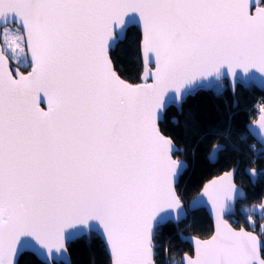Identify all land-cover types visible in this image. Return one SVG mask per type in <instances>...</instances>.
I'll return each mask as SVG.
<instances>
[{
    "label": "snow or ice",
    "instance_id": "1",
    "mask_svg": "<svg viewBox=\"0 0 264 264\" xmlns=\"http://www.w3.org/2000/svg\"><path fill=\"white\" fill-rule=\"evenodd\" d=\"M130 26L138 83L110 56ZM258 78L264 0H0V264L26 252L71 264L67 241L84 233L102 237L109 264H158V226L186 215L183 150L163 114L225 79ZM248 131L264 143V106ZM238 172L203 185L193 206H210L214 229L190 237L178 264H264V200L243 209L247 228L229 219L245 198Z\"/></svg>",
    "mask_w": 264,
    "mask_h": 264
},
{
    "label": "trees",
    "instance_id": "2",
    "mask_svg": "<svg viewBox=\"0 0 264 264\" xmlns=\"http://www.w3.org/2000/svg\"><path fill=\"white\" fill-rule=\"evenodd\" d=\"M138 37V30L130 27L128 39L110 53L118 74L133 83H138L141 72ZM260 101L264 102V91L237 85L232 97L224 82L219 94L211 89L198 91L185 99L179 112L173 107L166 109L164 125L176 147L183 150L176 155L188 164L178 179L183 203L195 196L207 180L237 165L236 182L244 190L245 198L236 203L235 214L229 219L234 226L248 227L243 209L264 200V176L257 177L252 184L244 173L247 167L259 170L264 160V152L246 131V126L254 120L253 106ZM216 144L225 145L228 151L211 163L207 154ZM253 218L259 226L262 222L259 215ZM211 232V222L203 209L191 212L177 225L166 222L158 226V264H178L184 252H191L189 245L180 240V233L206 238ZM66 246L71 264H109L104 245L94 233H87ZM19 259L20 264H43L29 252Z\"/></svg>",
    "mask_w": 264,
    "mask_h": 264
},
{
    "label": "water",
    "instance_id": "3",
    "mask_svg": "<svg viewBox=\"0 0 264 264\" xmlns=\"http://www.w3.org/2000/svg\"><path fill=\"white\" fill-rule=\"evenodd\" d=\"M8 26H12V25H8ZM130 27H135V28L138 30V32H139L138 27H136V26H130ZM139 57H140V51H139ZM140 62H141V59H140ZM140 73H141V72H140ZM138 82H140V80H139ZM224 82L226 83L227 89L229 90V92H230V94H231L232 97H233V95H234V92H235V89H236V86H237V85L241 86L242 88H246V87H248V86L250 85V86H253L254 88H256V89L259 90V91H264V80H260L259 78H258L257 80H255V81L251 82V83H248V84L237 83L236 86H235V89H233V87H232V85H231V83H230V79H225ZM206 90H210V89H200V90H198V91H206ZM198 91H197V92H198ZM195 93H196V92H195ZM193 95H194V94H193ZM193 95H188V96H193ZM188 96H187V97H188ZM187 97H186V98H187ZM186 98H185V99H186ZM185 99L181 102V104L185 101ZM181 104H180L179 107H178L176 104H171V105H169V107H173V108H175V110H176L177 112H179V111H180ZM163 115H164V114H163ZM162 119H163V117H162ZM253 121H254V120H253ZM253 121H252V122H253ZM252 122L249 123V124L246 126V131H247L248 135H249V136H250V137H251V138H252V139H253V140H254V141H255V142H256V143L262 148V149H263V150H264V143H261L260 140H259L256 136L250 134L249 131H248L249 126L252 125ZM212 148H213V147H212ZM212 148H211V150L209 151V153L207 154V159H208L209 162H211V163L215 162L214 160H212V159L209 158L210 153H211V151H212ZM182 161H183V163H184V167H183V169H182L181 174L183 173L184 170H186V168H187V166H188V164H187V162H186L185 160H182ZM234 166L237 167V165H234ZM246 169H250V168L247 167V168L244 169V173H245V174H246V171H245ZM257 171L260 172V173H264V160H263L262 167H261L259 170H257ZM218 175H219V174H218ZM246 176L248 177L249 181H250L252 184L255 183V181H256L257 178L253 181V179L250 178L247 174H246ZM214 177H215V176H214ZM212 178H213V177H212ZM212 178H210V179H212ZM210 179H209V180H210ZM209 180H207L205 183H207ZM205 183H204V184H205ZM204 184H203V185H204ZM203 185L201 186V188H200V190L198 191V193H197L195 196H193L190 200H188L187 204H184V203L182 202V204H183V206H184L185 213H186L185 216H182L179 220H177V219H175V218L168 219V220H166L165 222L161 223L159 226L165 224L166 222H170V223H172V224H174V225H177V224L180 223L181 221L186 220V218L188 217V215H189L191 212H193V211H195V210H197V209H203V210L205 211V213L207 214V216H208L210 222H211V225H212V231H213V229H214V218H213V215H212V212H211L210 206L207 205L206 203H205V204H200V205L195 206V207L193 206V201L199 198V194H200V192H201V190H202V188H203ZM237 186H238L240 189H242L239 185H237ZM242 191L244 192L243 189H242ZM244 193H245V192H244ZM243 200H244V198L238 199L236 203L241 202V201H243ZM235 206H236V204H235ZM234 214H235V207H234V210H233V213H232L231 216H233ZM86 234H87V233H84V234H82V235H79V236L76 237V238L70 239V240L67 241V243H69V242H71V241H73V240H75V239H78V238H80V237H82L83 235H86ZM94 234H95L96 236H98L99 239L101 240V242L103 243L104 248H105V251H106V254H107L108 259H109V255H108V252H107V249H106V246H105V244H104V241H103L102 237H100V236H99L98 234H96V233H94ZM190 237H193V236H190V235H184V234H182V233L179 234V238H180V240H181L182 242L187 243V244L189 245L190 249H191V248H192V244H191V240L189 239ZM29 253H31V252H29ZM31 254H32L37 260H39L40 262L43 263V261H42L41 258H38V257H37L36 255H34L33 253H31ZM67 256H68V252H67ZM181 256H182V255H181ZM181 256H180L179 259H181ZM68 258H69V256H68Z\"/></svg>",
    "mask_w": 264,
    "mask_h": 264
},
{
    "label": "built area",
    "instance_id": "4",
    "mask_svg": "<svg viewBox=\"0 0 264 264\" xmlns=\"http://www.w3.org/2000/svg\"><path fill=\"white\" fill-rule=\"evenodd\" d=\"M261 106H264V102H263V101H260V102L256 103V104L253 106V108H254V111H253L254 118L257 117V115H258V109H259ZM259 150L262 151L263 149L260 148Z\"/></svg>",
    "mask_w": 264,
    "mask_h": 264
},
{
    "label": "rangeland",
    "instance_id": "5",
    "mask_svg": "<svg viewBox=\"0 0 264 264\" xmlns=\"http://www.w3.org/2000/svg\"><path fill=\"white\" fill-rule=\"evenodd\" d=\"M8 27H10V28H11L12 26H8ZM22 68H23V67H22ZM184 204H185V203H184ZM186 204H187V203H186Z\"/></svg>",
    "mask_w": 264,
    "mask_h": 264
},
{
    "label": "flooded vegetation",
    "instance_id": "6",
    "mask_svg": "<svg viewBox=\"0 0 264 264\" xmlns=\"http://www.w3.org/2000/svg\"><path fill=\"white\" fill-rule=\"evenodd\" d=\"M22 71V70H21Z\"/></svg>",
    "mask_w": 264,
    "mask_h": 264
}]
</instances>
